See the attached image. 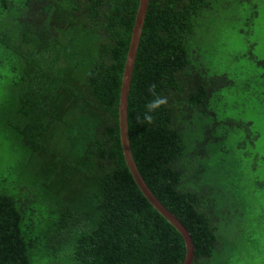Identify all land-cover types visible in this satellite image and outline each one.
<instances>
[{"label":"trees","instance_id":"obj_1","mask_svg":"<svg viewBox=\"0 0 264 264\" xmlns=\"http://www.w3.org/2000/svg\"><path fill=\"white\" fill-rule=\"evenodd\" d=\"M239 1L150 0L131 81L135 162L189 231L193 264L232 263L229 233L246 209L219 183L220 164H208L250 123L223 120L229 126L219 134L218 113L230 107L226 91L235 85L210 72L200 42L215 26H203L208 15ZM139 3L0 0V108L17 144L0 190V264L184 263V239L136 185L121 143L122 80ZM151 85L168 105L154 124L140 125L135 116L152 99Z\"/></svg>","mask_w":264,"mask_h":264},{"label":"rangeland","instance_id":"obj_2","mask_svg":"<svg viewBox=\"0 0 264 264\" xmlns=\"http://www.w3.org/2000/svg\"><path fill=\"white\" fill-rule=\"evenodd\" d=\"M217 8L203 24L215 26L203 29L200 42L205 47L210 72L226 74L235 85L226 91L230 107H221L222 113H218L222 122L219 134L223 136L224 128L229 126L223 121L226 119L250 126L237 130L238 134L225 143L229 153L218 149L219 154L208 166L214 169L215 162L220 164L221 168H216L220 170L215 171L220 174L219 183L227 181L246 206L243 215L236 216L229 233L235 243L231 264H264V0L222 3ZM3 92L0 90V95ZM234 106L238 109L232 112ZM2 116H8L3 107L0 108V190L17 160L16 139L5 132ZM253 136L259 137L254 145L249 140Z\"/></svg>","mask_w":264,"mask_h":264},{"label":"water","instance_id":"obj_3","mask_svg":"<svg viewBox=\"0 0 264 264\" xmlns=\"http://www.w3.org/2000/svg\"><path fill=\"white\" fill-rule=\"evenodd\" d=\"M150 0H140L139 9L135 26L132 32V38L129 46V51L124 70L122 89L120 96L119 106V125L120 137L123 148L124 157L127 167L142 194L154 209L164 217L182 236L186 245V258L183 264H193L195 257V248L192 237L187 228L179 221V219L169 211L161 201L151 191L144 178L142 177L139 168L135 162L133 152L129 139V124H128V108H129V95L132 76L134 72L135 62L138 54L139 45L141 42L144 25L147 17Z\"/></svg>","mask_w":264,"mask_h":264},{"label":"clouds","instance_id":"obj_4","mask_svg":"<svg viewBox=\"0 0 264 264\" xmlns=\"http://www.w3.org/2000/svg\"><path fill=\"white\" fill-rule=\"evenodd\" d=\"M148 93L152 96V99L149 100L145 105V111L143 116L140 114L135 116V121L140 125H152L154 124V113L159 109L166 107L168 105V97L163 95H158L156 92V86L151 85L148 88Z\"/></svg>","mask_w":264,"mask_h":264}]
</instances>
